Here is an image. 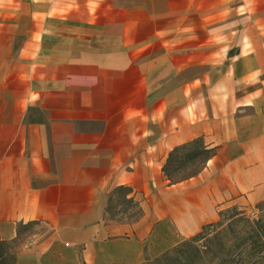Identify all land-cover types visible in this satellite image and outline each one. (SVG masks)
Masks as SVG:
<instances>
[{"label": "crops", "instance_id": "obj_1", "mask_svg": "<svg viewBox=\"0 0 264 264\" xmlns=\"http://www.w3.org/2000/svg\"><path fill=\"white\" fill-rule=\"evenodd\" d=\"M212 154L177 182L169 153ZM131 188L133 221H106ZM264 201V0H0V239L15 264H139Z\"/></svg>", "mask_w": 264, "mask_h": 264}, {"label": "rangeland", "instance_id": "obj_2", "mask_svg": "<svg viewBox=\"0 0 264 264\" xmlns=\"http://www.w3.org/2000/svg\"><path fill=\"white\" fill-rule=\"evenodd\" d=\"M200 145L201 141L197 140L174 153L172 161L168 165L171 182L185 179L201 169L205 162L204 154H198L181 166L177 164L185 154L192 152ZM123 196V191L111 192L110 200L106 206V218L133 221L139 216L138 205L135 207L127 203ZM221 210L224 211L223 215L214 221H219L220 225L210 228L207 232V236L219 232L218 240L214 241L210 248L204 249L205 252L200 253V264H264V202L248 206L230 205ZM29 230L22 234V238L28 234ZM198 244L203 250V238L198 241ZM175 245L168 247L157 256H147L139 264H145L146 260L153 261L163 253L169 252Z\"/></svg>", "mask_w": 264, "mask_h": 264}, {"label": "trees", "instance_id": "obj_3", "mask_svg": "<svg viewBox=\"0 0 264 264\" xmlns=\"http://www.w3.org/2000/svg\"><path fill=\"white\" fill-rule=\"evenodd\" d=\"M197 140L191 142L194 143ZM200 141V140H199ZM191 143L184 144L181 146L175 147L170 153L169 156L163 165V173L167 177V179H171V172L168 171V165L172 161L174 153L177 151L185 148L186 146L190 145ZM198 154H204V160H207L210 155L212 154V149L207 148L205 145L201 143V145L198 148H195L192 152L185 154L184 158L180 161H178V165L181 166L185 162L190 161L192 158L197 156ZM113 191H123V199L127 203L137 206V202L135 201L133 195H131L132 191L131 188L125 185H120L112 189ZM111 192L108 194L107 197V203L110 200ZM264 202V201H261ZM260 204V203H259ZM107 206V204H106ZM224 211L219 212V216H222ZM105 214H106V207H105ZM106 221H120L118 219H112V218H106ZM34 223H27V224H19L17 229V236L15 239L10 241H5L0 239V264H15V247L23 240L22 234L27 232V230L31 229L33 227ZM220 225V222H212L205 224L201 227V230L193 235L190 238H186L173 246L169 252L163 253L158 258L154 259L151 262H148L147 260L144 262L145 264H200V253L205 252L207 248H210L212 246V243L214 241L218 240V234L219 232L213 233L211 236H207V232L210 228H213L215 226ZM30 231V230H29ZM204 240V248L201 250L198 241L200 239Z\"/></svg>", "mask_w": 264, "mask_h": 264}]
</instances>
